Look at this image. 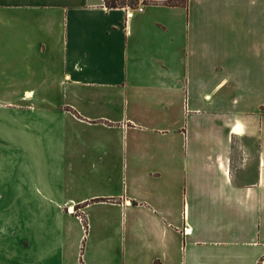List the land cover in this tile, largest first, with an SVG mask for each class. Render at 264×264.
Here are the masks:
<instances>
[{
  "label": "crops",
  "instance_id": "1",
  "mask_svg": "<svg viewBox=\"0 0 264 264\" xmlns=\"http://www.w3.org/2000/svg\"><path fill=\"white\" fill-rule=\"evenodd\" d=\"M0 264H264V0H0Z\"/></svg>",
  "mask_w": 264,
  "mask_h": 264
},
{
  "label": "trees",
  "instance_id": "2",
  "mask_svg": "<svg viewBox=\"0 0 264 264\" xmlns=\"http://www.w3.org/2000/svg\"><path fill=\"white\" fill-rule=\"evenodd\" d=\"M139 0H104L106 7H131L134 8L138 5Z\"/></svg>",
  "mask_w": 264,
  "mask_h": 264
},
{
  "label": "built area",
  "instance_id": "3",
  "mask_svg": "<svg viewBox=\"0 0 264 264\" xmlns=\"http://www.w3.org/2000/svg\"><path fill=\"white\" fill-rule=\"evenodd\" d=\"M137 10H142L141 7H137ZM71 212H76V210H74V207H71L70 210ZM80 220L84 223L85 222V218L83 216L80 217Z\"/></svg>",
  "mask_w": 264,
  "mask_h": 264
}]
</instances>
